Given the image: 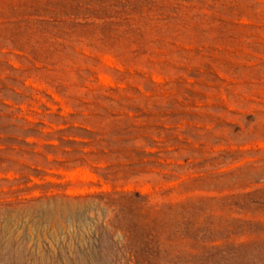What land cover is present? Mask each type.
I'll use <instances>...</instances> for the list:
<instances>
[{"label":"rangeland","instance_id":"rangeland-1","mask_svg":"<svg viewBox=\"0 0 264 264\" xmlns=\"http://www.w3.org/2000/svg\"><path fill=\"white\" fill-rule=\"evenodd\" d=\"M0 264H264V0H0Z\"/></svg>","mask_w":264,"mask_h":264},{"label":"bare ground","instance_id":"bare-ground-1","mask_svg":"<svg viewBox=\"0 0 264 264\" xmlns=\"http://www.w3.org/2000/svg\"><path fill=\"white\" fill-rule=\"evenodd\" d=\"M75 172H77V171H75ZM81 173H82V172H81ZM76 174H77V173H76ZM79 175H80V174H79ZM82 175H83V174H82ZM85 175L87 176V174H85ZM85 175H84V176H85ZM74 176H75V173H74ZM80 176H81V175H80ZM86 176H85V177H86ZM75 177H78V176H75ZM87 177H88V176H87ZM73 178H74V177H73ZM78 179H79V177H78ZM84 179H86V178H84Z\"/></svg>","mask_w":264,"mask_h":264}]
</instances>
